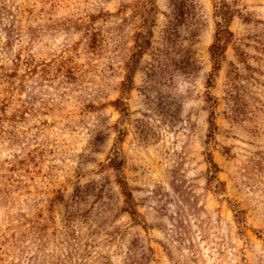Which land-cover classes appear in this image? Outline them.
Wrapping results in <instances>:
<instances>
[{
	"label": "rangeland",
	"instance_id": "rangeland-1",
	"mask_svg": "<svg viewBox=\"0 0 264 264\" xmlns=\"http://www.w3.org/2000/svg\"><path fill=\"white\" fill-rule=\"evenodd\" d=\"M0 264H264V0H0Z\"/></svg>",
	"mask_w": 264,
	"mask_h": 264
},
{
	"label": "trees",
	"instance_id": "trees-1",
	"mask_svg": "<svg viewBox=\"0 0 264 264\" xmlns=\"http://www.w3.org/2000/svg\"><path fill=\"white\" fill-rule=\"evenodd\" d=\"M219 50V49H218Z\"/></svg>",
	"mask_w": 264,
	"mask_h": 264
}]
</instances>
